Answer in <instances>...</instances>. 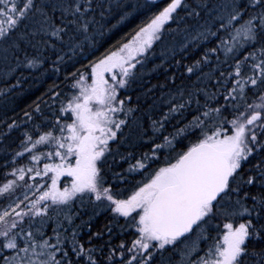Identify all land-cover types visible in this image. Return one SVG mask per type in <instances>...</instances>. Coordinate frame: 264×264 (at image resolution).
Returning a JSON list of instances; mask_svg holds the SVG:
<instances>
[{"label":"snow or ice","instance_id":"6c2138e0","mask_svg":"<svg viewBox=\"0 0 264 264\" xmlns=\"http://www.w3.org/2000/svg\"><path fill=\"white\" fill-rule=\"evenodd\" d=\"M156 3L0 0V83L15 91L49 62L58 76ZM165 63L189 82L170 75L133 103ZM65 80L24 113L4 165L0 264H264V0H166ZM77 204L110 214L108 241H81ZM113 226L131 239L113 245Z\"/></svg>","mask_w":264,"mask_h":264},{"label":"trees","instance_id":"16d2710c","mask_svg":"<svg viewBox=\"0 0 264 264\" xmlns=\"http://www.w3.org/2000/svg\"><path fill=\"white\" fill-rule=\"evenodd\" d=\"M128 2L144 4L145 0H128ZM165 3L166 0H157L156 5L151 8H140L125 23L119 25L110 33H107L103 40H101L93 55L83 58L81 62L76 63L74 66L69 64L66 69L62 68L58 76L52 73V65L51 62H49L48 64L44 65L40 71L26 70L24 75L27 77V79L24 80L22 85L15 89V91L8 92L6 86L3 83H0V89L4 90L3 94H0V134H4L0 135V181L3 180L4 174L6 172L11 171L10 167L6 168L4 165L11 161L13 152L18 150L17 145L22 139V133L26 130L23 121H27V117L24 116V113H31L35 107V103L48 101L47 93L53 84H58V90L67 93L70 81L65 80V76L68 75V73L74 72L77 69H82V65H87L89 60L95 59L96 56L102 55L107 49L115 45L122 37L131 33L142 23L147 22L152 14ZM112 23H115V19L112 20ZM193 56L194 58H198V54L194 53ZM176 59H180V57L177 56ZM182 63L188 64L191 63V60L185 59L182 61ZM165 65V70L159 76L147 77L148 89L151 88L158 90L157 86L167 83L166 77L173 74H175L177 77V84H180L182 79L184 83L189 82L186 79L187 73L183 67H170L168 63ZM192 80H195V77H192ZM128 94L132 96L133 103L136 102L137 96H140L136 94V91L129 92ZM121 98H124L123 93L121 94ZM41 108L43 109L45 116L37 119V123H40L41 120H44L47 117H50V113L52 111V109L46 106L44 103H41ZM13 120H15L17 124H20V127L14 128L11 132H9L7 129V124L11 123ZM28 127H31V121H28ZM24 162L27 163L26 158L19 160L20 164H24ZM123 167L126 168L127 165H123ZM245 167H247V165H245ZM253 192H255V189H253ZM110 220V214L104 212H101L99 215H94L92 212L83 219H76L75 223L77 225H81V241L86 242L90 233L94 234L99 231L103 234L102 238H94L93 243L97 245L104 244L109 240V234L106 230V226H109ZM119 223L123 224V219H121ZM48 231L50 232L51 228H48ZM130 231L131 230H129V232ZM129 232L121 233L118 226H113L111 237L113 245L118 244L122 239L126 241L131 239Z\"/></svg>","mask_w":264,"mask_h":264},{"label":"rangeland","instance_id":"374dc122","mask_svg":"<svg viewBox=\"0 0 264 264\" xmlns=\"http://www.w3.org/2000/svg\"><path fill=\"white\" fill-rule=\"evenodd\" d=\"M154 63H156V64H159V63H161V60H160V58H159V51L157 50V57H156V59L153 61ZM166 64V63H165ZM164 64V65H165ZM152 66V64L150 63L149 64V67H151ZM165 68H166V65H165ZM165 69L163 68V69H161L158 73L157 72H153V73H148L147 71H145V74H144V76H143V78H142V80H140L139 82H138V85L139 86H137V85H134L133 87L136 89L135 91H136V94L137 95H140V97H141V101H143L144 100V95H143V93L144 92H146L147 90H148V87H147V77H153V76H159L163 71H164ZM205 71H207V69L205 70ZM157 94H159V89L158 90H156V89H153ZM143 98V99H142ZM24 164H26L25 162H24ZM75 210L76 211H78L79 213H80V215H79V217L78 218H80V219H83L84 217H86L87 215H89L90 213H92L93 211H92V206H91V204H85V205H79V204H77L76 206H75ZM101 214V213H100ZM78 218H76V219H78ZM75 222H76V220H75ZM76 224V223H75ZM77 225V224H76ZM52 227V225L50 224L49 225V228H51ZM49 232V231H48ZM51 232V231H50ZM49 232V233H50Z\"/></svg>","mask_w":264,"mask_h":264},{"label":"bare ground","instance_id":"6f19581e","mask_svg":"<svg viewBox=\"0 0 264 264\" xmlns=\"http://www.w3.org/2000/svg\"><path fill=\"white\" fill-rule=\"evenodd\" d=\"M19 119V118H18ZM20 121V120H19ZM92 206V205H91Z\"/></svg>","mask_w":264,"mask_h":264},{"label":"flooded vegetation","instance_id":"af4514ba","mask_svg":"<svg viewBox=\"0 0 264 264\" xmlns=\"http://www.w3.org/2000/svg\"><path fill=\"white\" fill-rule=\"evenodd\" d=\"M64 179V178H63Z\"/></svg>","mask_w":264,"mask_h":264},{"label":"water","instance_id":"95a60500","mask_svg":"<svg viewBox=\"0 0 264 264\" xmlns=\"http://www.w3.org/2000/svg\"><path fill=\"white\" fill-rule=\"evenodd\" d=\"M63 179V178H62Z\"/></svg>","mask_w":264,"mask_h":264}]
</instances>
